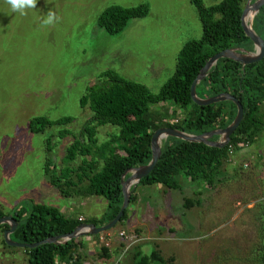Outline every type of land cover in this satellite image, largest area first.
Returning a JSON list of instances; mask_svg holds the SVG:
<instances>
[{
  "label": "rangeland",
  "instance_id": "1",
  "mask_svg": "<svg viewBox=\"0 0 264 264\" xmlns=\"http://www.w3.org/2000/svg\"><path fill=\"white\" fill-rule=\"evenodd\" d=\"M141 4L148 6V15L129 20L118 35L97 25L99 14L111 5ZM49 9L58 21L44 25ZM201 35L189 0H37L24 16L0 0V209L9 213L22 202L26 209L45 204L67 216L101 217L106 207L102 198L63 197L47 182L54 166L76 169L80 162L65 159L73 138L60 139L58 131L79 134L91 117L79 99L100 72L113 70L156 93L174 73L183 44ZM197 93L202 96L201 88ZM151 108L164 122L184 116L169 102ZM261 110L264 116V104ZM36 116L74 120L34 134L27 125ZM117 131L105 125L98 127L97 136L104 141ZM179 183L180 191L139 185L128 206L137 209L129 212L134 227L117 223L100 234V242L77 238L84 244L82 264H126L134 248L145 254L157 250L164 260L172 258V264H264V132L227 161L213 187L183 176ZM185 199L193 204L189 210L183 207ZM121 232L131 237L129 243ZM101 246L110 251L109 259L101 256ZM23 252L0 244V264H27Z\"/></svg>",
  "mask_w": 264,
  "mask_h": 264
},
{
  "label": "trees",
  "instance_id": "2",
  "mask_svg": "<svg viewBox=\"0 0 264 264\" xmlns=\"http://www.w3.org/2000/svg\"><path fill=\"white\" fill-rule=\"evenodd\" d=\"M247 0H222L218 4L205 7L203 0H189L197 12L202 35L198 40H189L178 52L175 71L152 93L145 85L130 81L113 70H104L96 83L86 87L79 99L80 107H87L91 117L85 122L78 135L66 129L58 131L60 139L72 135L73 141L66 148L68 162L80 160L76 169L69 166L48 174L47 182L55 187L63 197L102 198L105 211L99 218H88L84 223L101 227L115 218L123 203L121 176L131 168L146 166L151 160V136L159 128H172L178 131L200 135L209 131L224 129L236 116V106L223 101L208 106H198L192 102L190 87L206 62L215 54L226 49H242L254 53L251 40L244 34L240 18ZM254 2V0L252 1ZM149 8L145 4L135 7L111 5L97 17V25L110 36L120 34L135 18H144ZM252 29L264 41V5L254 16ZM201 88L202 96L197 90ZM196 94L207 99L220 94H230L237 99L244 110L243 120L231 135L229 143L219 149L202 143H191L168 137L161 140V155L154 169L130 189L129 206L135 201V190L139 185H159L167 190L180 191V176L191 183L203 182L213 187L223 175L228 158L229 146L239 142L251 146L257 135L264 132V58L254 64H242L222 58L210 68L205 78L196 86ZM172 103L182 111V118H173L177 123L170 124L152 111L156 104ZM73 117L50 120L36 116L29 120L27 128L39 134L47 128L63 127L70 124ZM111 125L118 129L109 139H98V127ZM211 141L218 140L212 137ZM49 144V143H48ZM240 149H236L239 151ZM50 153V152H49ZM130 174L125 176V179ZM16 207L9 213L0 209V218L12 216L17 223L10 235L14 242L31 245L55 236L71 233L82 224L76 216H67L58 208L45 204H31L28 209ZM193 205L185 199L184 209ZM128 207L118 223L127 219ZM7 224L0 225V233L8 230ZM100 242V234L91 236ZM5 250H14L2 239ZM84 244L72 239L65 244H43L32 249H23L28 264H82L81 250ZM101 256L110 258L104 246ZM131 264H172L164 260L157 250L145 254L140 248L131 251Z\"/></svg>",
  "mask_w": 264,
  "mask_h": 264
},
{
  "label": "water",
  "instance_id": "3",
  "mask_svg": "<svg viewBox=\"0 0 264 264\" xmlns=\"http://www.w3.org/2000/svg\"><path fill=\"white\" fill-rule=\"evenodd\" d=\"M247 0L246 5L243 8L242 15L240 18V23L244 34L251 40L254 46V53L247 52L242 49H226L211 57L204 67L200 70L198 76L194 79L190 87V97L193 103L198 106H208L215 103L230 101L236 106L237 112L232 123L224 129L209 131L200 135L187 134L176 129L172 128H159L153 132L151 136V160L146 166H139L126 170L121 176V185H122V194H123V203L121 208L115 218L111 220L104 226L96 227L93 224L82 223L78 225L71 233L55 236L52 238L45 239L41 242L26 245L14 242L10 239V235L15 231L17 223L12 218V216H4L0 218V225L7 224L9 226L8 230L3 232V240L5 244L9 247L21 248V249H32L43 244H65L72 239H77L83 236H94L101 233H104L112 229L120 220L124 214V210L129 206L131 192L130 189L137 185L139 181L147 176L155 167L158 159L161 155V140H164L168 137L177 138L182 141L191 142V143H202L209 147L214 148H223L229 141L231 135L239 127L241 121L243 120L244 110L241 103L235 99L230 94H220L213 96L207 99H200L196 94V86L205 78L207 72L212 68L218 60L222 58L230 59L236 61L243 66L254 64L261 61L264 58V41L255 34L252 29V22L254 16L258 13L261 6L264 5V0ZM251 12V17L246 19L248 12ZM218 137V140L211 141L212 137ZM130 174L126 179L125 176Z\"/></svg>",
  "mask_w": 264,
  "mask_h": 264
},
{
  "label": "clouds",
  "instance_id": "4",
  "mask_svg": "<svg viewBox=\"0 0 264 264\" xmlns=\"http://www.w3.org/2000/svg\"><path fill=\"white\" fill-rule=\"evenodd\" d=\"M4 3L9 6L11 12L24 16L27 15L29 9L36 8L37 0H4ZM57 21L56 13L49 9L42 23L44 25H53Z\"/></svg>",
  "mask_w": 264,
  "mask_h": 264
},
{
  "label": "built area",
  "instance_id": "5",
  "mask_svg": "<svg viewBox=\"0 0 264 264\" xmlns=\"http://www.w3.org/2000/svg\"><path fill=\"white\" fill-rule=\"evenodd\" d=\"M170 124H175V123H177V120L176 119H174V120H169L168 121ZM246 148H248V145L246 144V143H243V142H239V143H237L236 145H234V146H229V148H228V158H229V160H231V157L237 152L236 151V149H240V150H242V149H246ZM78 221L79 222H81V223H84V221H85V219L82 217V216H79L78 217ZM120 236L121 237H125V239H126V235L124 234V232H121L120 233ZM127 239H129V240H127ZM127 241H128V243L131 241L130 239H131V237H127ZM100 241H103V239L100 237V239H99ZM106 247H107V245H106ZM70 264H72L71 262H70Z\"/></svg>",
  "mask_w": 264,
  "mask_h": 264
},
{
  "label": "crops",
  "instance_id": "6",
  "mask_svg": "<svg viewBox=\"0 0 264 264\" xmlns=\"http://www.w3.org/2000/svg\"><path fill=\"white\" fill-rule=\"evenodd\" d=\"M136 186V185H135ZM134 186V187H135ZM156 186H158V185H156ZM134 187H132V188H134ZM135 202V201H134ZM133 202V203H134ZM132 203V204H133ZM137 211V209L136 208H134V206L132 205V208L131 209H128V215H127V219L123 222V224L125 223V224H128V225H130V223L131 222H129V219H131L132 218V216H133V212L132 213H129V212H131V211ZM143 211H145V208L144 209H142ZM139 212H141V211H139ZM142 213V212H141ZM85 222V221H84ZM130 227H134V226H132V225H130ZM129 227V228H130ZM3 235V234H2ZM2 239H3V236L1 237V240H0V244H1V246H2ZM122 244H123V242H122ZM121 244V245H122ZM124 244H123V246H122V248L124 249ZM3 248V247H2ZM123 249H122V251H123ZM23 250V249H22ZM109 251V250H108ZM110 252V251H109ZM24 253V252H23ZM123 253V252H122ZM122 253H121V255H122ZM111 255V254H110ZM127 255H129V254H127ZM131 255H132V253H131ZM131 255L129 256V258L128 259H124L125 260V262H126V264H131V260H132V258H131ZM26 256V255H25ZM111 257V256H110ZM124 262V263H125ZM27 264H28V262H27Z\"/></svg>",
  "mask_w": 264,
  "mask_h": 264
},
{
  "label": "bare ground",
  "instance_id": "7",
  "mask_svg": "<svg viewBox=\"0 0 264 264\" xmlns=\"http://www.w3.org/2000/svg\"><path fill=\"white\" fill-rule=\"evenodd\" d=\"M251 17V12L249 11L246 15V19H249Z\"/></svg>",
  "mask_w": 264,
  "mask_h": 264
}]
</instances>
